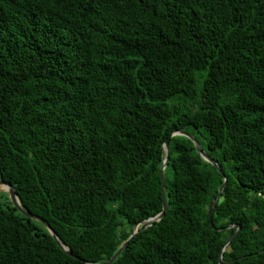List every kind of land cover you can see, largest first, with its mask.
Segmentation results:
<instances>
[{
	"label": "trees",
	"instance_id": "16d2710c",
	"mask_svg": "<svg viewBox=\"0 0 264 264\" xmlns=\"http://www.w3.org/2000/svg\"><path fill=\"white\" fill-rule=\"evenodd\" d=\"M0 182L79 257L0 187V264H264V0H0Z\"/></svg>",
	"mask_w": 264,
	"mask_h": 264
},
{
	"label": "water",
	"instance_id": "95a60500",
	"mask_svg": "<svg viewBox=\"0 0 264 264\" xmlns=\"http://www.w3.org/2000/svg\"><path fill=\"white\" fill-rule=\"evenodd\" d=\"M172 135H184V136L189 137L191 140H193V141L195 142V144H196V146H197V149H198L199 153L201 154V156H202L203 158H205L207 161H209V162H211L212 164L216 165L217 168L219 169L220 173H221V174H224L223 170H222L221 167L217 164V162H216L214 159H212V158L207 154V152L201 147V145L198 143V141H197V140H196V139H195L190 133H187V132H185V131H179V130H178V131L173 132ZM165 146H166L167 154H166V158H165V160H164L163 167H162V171H161L162 195H163L164 211L161 212L160 214H158L157 216H154V217H152V218H149V219L145 220L146 225L143 227V229H145V227H146L147 225L151 224V222H152L153 220L163 218V217L165 216V210L167 209V199H166V192H165V186H164V170H165L166 164H167L168 159H169L168 140L166 141ZM227 180H228V176H225L224 184H223L222 189H221L220 192H222L224 186H225L226 183H227ZM0 187L10 192L11 197H12V200H13L15 206H17V207L21 210V212H23L25 215H27V216H29V217H32V218H34V219H36V220L42 222L43 224H45V225L48 227V229H49V231L51 232V234H52V235L54 236V238L56 239L57 243L61 246V248H62L65 252H67L68 254H70V255H72V256H74V257H76V258H79L77 255L73 254V252H72L71 250H69L68 248H66V247L61 243V241L59 240V237L57 236L56 232L50 227V225H49L48 223H46L42 218H40V217H38V216H36V215H33V214H31V213L25 211V210L21 207V205H20V203H19V199H18L17 193H16L15 189L13 188V186H12L11 184L4 183V182H0ZM213 212H214V206H212V207L210 208V211H209V220H210V224H211L212 227H214L213 224H212ZM137 229H138V225H136V227H135V229H134V231H133L131 237L129 238V240H127V241H126V242L120 247V249L116 252V254H115L110 260H108L107 262H105V263H100V264H109V263H111V262H112V261H113V260H114V259L120 254V253H121V251L123 250V248H125V247L128 245L129 241H130L131 239H133V237H134V236L136 235V233L138 232ZM81 260H82V259H81ZM86 264H88V263H86ZM221 264H224V262H221Z\"/></svg>",
	"mask_w": 264,
	"mask_h": 264
}]
</instances>
